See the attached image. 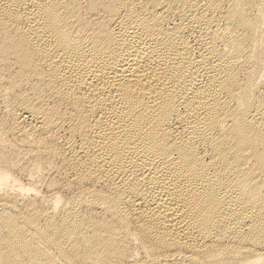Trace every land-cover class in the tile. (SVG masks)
Here are the masks:
<instances>
[{
  "label": "bare ground",
  "instance_id": "1",
  "mask_svg": "<svg viewBox=\"0 0 264 264\" xmlns=\"http://www.w3.org/2000/svg\"><path fill=\"white\" fill-rule=\"evenodd\" d=\"M0 264H264V0H0Z\"/></svg>",
  "mask_w": 264,
  "mask_h": 264
}]
</instances>
